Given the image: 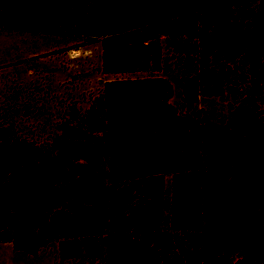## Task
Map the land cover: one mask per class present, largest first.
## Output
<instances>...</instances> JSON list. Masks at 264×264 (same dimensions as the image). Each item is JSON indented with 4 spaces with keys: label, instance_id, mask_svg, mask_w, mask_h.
<instances>
[{
    "label": "trees",
    "instance_id": "1",
    "mask_svg": "<svg viewBox=\"0 0 264 264\" xmlns=\"http://www.w3.org/2000/svg\"><path fill=\"white\" fill-rule=\"evenodd\" d=\"M0 27L99 41L105 73L156 71L166 47L185 103L235 100L222 123L179 113L150 75L107 82L50 143L0 121V242L57 264H264V0H0Z\"/></svg>",
    "mask_w": 264,
    "mask_h": 264
},
{
    "label": "rangeland",
    "instance_id": "2",
    "mask_svg": "<svg viewBox=\"0 0 264 264\" xmlns=\"http://www.w3.org/2000/svg\"><path fill=\"white\" fill-rule=\"evenodd\" d=\"M160 76L171 85L170 103L179 113H198L215 123L229 114L226 91L217 95H198L191 105L184 102L185 71L164 47L160 68L153 72L105 73L99 41L84 44L73 34H54L0 27V121L11 132L36 142L50 143L67 116L86 110L109 81L142 76ZM257 82L261 90L254 100L264 108V70ZM245 91L255 88L252 84ZM165 206H169L170 176H164ZM167 211H165L164 215ZM55 245L36 253L15 249L0 242V264H57Z\"/></svg>",
    "mask_w": 264,
    "mask_h": 264
}]
</instances>
